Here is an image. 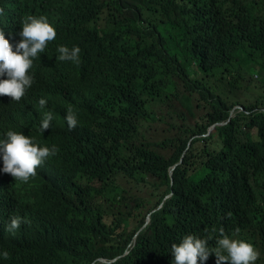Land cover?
I'll use <instances>...</instances> for the list:
<instances>
[{
	"label": "trees",
	"instance_id": "1",
	"mask_svg": "<svg viewBox=\"0 0 264 264\" xmlns=\"http://www.w3.org/2000/svg\"><path fill=\"white\" fill-rule=\"evenodd\" d=\"M0 8L14 46L28 16L57 31L26 96L0 97V140L12 130L58 149L27 183L0 171V264H173V243L215 247L220 228L264 264V0ZM61 45L80 47L79 65L56 59ZM12 216L25 221L14 233Z\"/></svg>",
	"mask_w": 264,
	"mask_h": 264
},
{
	"label": "clouds",
	"instance_id": "2",
	"mask_svg": "<svg viewBox=\"0 0 264 264\" xmlns=\"http://www.w3.org/2000/svg\"><path fill=\"white\" fill-rule=\"evenodd\" d=\"M3 14L4 9L0 8V15ZM18 35L20 40L14 46L9 39H6L4 30L0 28V97H9L11 102H20L34 84V77L30 74L33 61L38 54L45 51L50 42L56 39L57 31L46 17L28 16L23 21L22 30ZM57 51L58 61H70L79 65L80 47L74 45L69 48L61 45ZM46 104L45 99L39 100L41 108ZM64 119L69 130H75L78 126V118L73 108L67 110ZM52 120V112H46L39 126L40 131L46 132L51 128ZM6 137V140H0V159L3 162L0 171L20 182L27 183L35 178L37 169L58 151L55 145L51 148L41 147L31 137L16 131L9 130ZM24 222L21 217L12 216L6 230L14 233ZM212 231L215 232L216 229ZM239 233L240 229L236 228L235 235ZM211 239V236L200 238L193 234L185 235L178 244L171 245L173 264H204L213 255L216 264H255L260 257L259 250L253 244L230 237L223 228L219 229V238L215 241V247L209 246ZM2 255L4 259L9 258L7 251Z\"/></svg>",
	"mask_w": 264,
	"mask_h": 264
},
{
	"label": "water",
	"instance_id": "3",
	"mask_svg": "<svg viewBox=\"0 0 264 264\" xmlns=\"http://www.w3.org/2000/svg\"><path fill=\"white\" fill-rule=\"evenodd\" d=\"M212 130H213V128H210L209 133L212 132ZM102 262H105V261L102 260Z\"/></svg>",
	"mask_w": 264,
	"mask_h": 264
}]
</instances>
